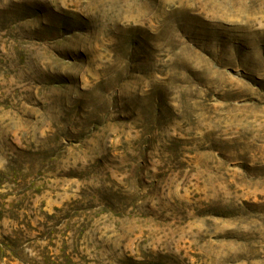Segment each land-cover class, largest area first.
<instances>
[{
	"label": "rangeland",
	"instance_id": "374dc122",
	"mask_svg": "<svg viewBox=\"0 0 264 264\" xmlns=\"http://www.w3.org/2000/svg\"><path fill=\"white\" fill-rule=\"evenodd\" d=\"M0 254L264 264V0H0Z\"/></svg>",
	"mask_w": 264,
	"mask_h": 264
},
{
	"label": "trees",
	"instance_id": "16d2710c",
	"mask_svg": "<svg viewBox=\"0 0 264 264\" xmlns=\"http://www.w3.org/2000/svg\"><path fill=\"white\" fill-rule=\"evenodd\" d=\"M22 238H23V231H20V230H16L11 237L8 236L6 238H3V240L5 241V243L8 245L7 246V249H3V252L4 251H6V252L9 251L7 253L9 255V259H11V261L16 260V261L21 262L19 260L20 259L19 257H21V250H20V252L19 251L17 252V250H19V245L21 244ZM2 257H3V255L0 254V259Z\"/></svg>",
	"mask_w": 264,
	"mask_h": 264
}]
</instances>
